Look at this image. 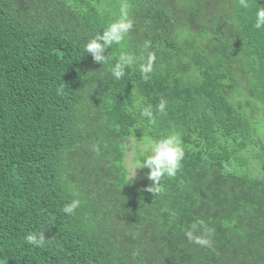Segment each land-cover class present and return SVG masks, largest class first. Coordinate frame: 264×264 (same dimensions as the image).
<instances>
[{
    "label": "trees",
    "instance_id": "16d2710c",
    "mask_svg": "<svg viewBox=\"0 0 264 264\" xmlns=\"http://www.w3.org/2000/svg\"><path fill=\"white\" fill-rule=\"evenodd\" d=\"M125 3L131 31L94 63L84 45ZM249 4L0 0V264H264V0ZM123 51L155 53L149 80L110 75ZM161 98L148 126L137 102ZM170 132L185 157L152 194L148 169L130 182L125 142ZM201 221L210 248L184 235Z\"/></svg>",
    "mask_w": 264,
    "mask_h": 264
},
{
    "label": "clouds",
    "instance_id": "9594fccd",
    "mask_svg": "<svg viewBox=\"0 0 264 264\" xmlns=\"http://www.w3.org/2000/svg\"><path fill=\"white\" fill-rule=\"evenodd\" d=\"M239 5L247 9L249 0H239ZM133 27V22L129 16L127 4L121 5L120 15L110 22L101 32L93 35L84 45V51L90 54L94 63L103 65L108 62V55H104L106 50L114 45H122ZM253 27L256 29L264 28V6H258L255 12ZM144 49L151 47L149 41H145ZM156 60L154 52L148 51L147 56H138L133 52L123 51L110 67V75L115 80H121L126 76L129 69L136 68L141 79L147 81L153 72ZM167 101L161 98L155 107L152 104L137 102L139 116L148 125L153 126L157 122V114L166 115ZM128 157L126 167L130 182L135 178L138 169H148L147 179L151 181V186L145 190L155 194L160 191V182L164 177H174L181 168V162L185 157V151L181 136L178 132H170L158 139L146 137L144 140H137L132 133L127 138ZM81 201L73 199L63 207V212L68 215L80 207ZM199 225L193 223L184 231L186 239L202 248L212 246L213 229L204 227L200 234H197ZM25 243L36 248H42L46 240L44 232H30L24 237Z\"/></svg>",
    "mask_w": 264,
    "mask_h": 264
},
{
    "label": "rangeland",
    "instance_id": "374dc122",
    "mask_svg": "<svg viewBox=\"0 0 264 264\" xmlns=\"http://www.w3.org/2000/svg\"><path fill=\"white\" fill-rule=\"evenodd\" d=\"M125 143H126V147H127L128 141H126ZM126 152H127V156H126L125 164H126L127 157H128V147L126 148ZM144 180H145V176H144L142 170L141 169H138L136 171V176H135V178L132 181L134 182L135 185H142V183L144 182ZM144 187L141 188V189H144ZM141 189H138V190H141Z\"/></svg>",
    "mask_w": 264,
    "mask_h": 264
}]
</instances>
